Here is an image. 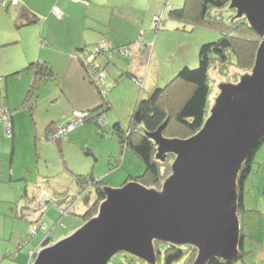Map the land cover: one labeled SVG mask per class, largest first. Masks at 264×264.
<instances>
[{
	"label": "rangeland",
	"instance_id": "rangeland-1",
	"mask_svg": "<svg viewBox=\"0 0 264 264\" xmlns=\"http://www.w3.org/2000/svg\"><path fill=\"white\" fill-rule=\"evenodd\" d=\"M118 1L132 3V0ZM136 2L140 4V9L152 22L153 14H160L165 2H167V6L172 5L173 8H178L184 4L185 0H161L157 4L158 6L152 5L151 10L148 8L149 0H136ZM0 4V87L3 88L4 93H9L16 102V106L12 110L19 128V136L14 143L12 138L9 140L5 138L0 144L1 148H5L3 166L9 168L5 183L1 184L0 191L3 197L13 200L12 206L16 207L18 211V218H16L17 212L12 211V207L8 212L10 217L17 219L19 224L17 229L19 232L13 237L14 251L18 244L30 234L28 242L23 245L17 263L29 264L30 262L32 264L34 262L33 254L41 248V243L47 235L55 243L71 235L85 223L86 212L97 201L98 186L117 189L144 171L143 163L130 147L121 142L120 135L114 130V125L120 122L124 129H128L138 99L148 97L155 87H142L138 83L136 85L130 77L129 79L124 78L121 83H115L108 96L112 108L106 111L101 118L102 127H98L94 122L79 123L76 126V134L62 137L59 146L54 139L47 137L45 130L53 119L56 121L53 126L60 127L65 126L73 119V116H76L78 112L73 111L71 98L80 92L77 89H82L80 85L82 82L85 83V80L67 59L64 60L55 51L51 64L58 74V78L28 98L31 81L27 79L31 71H22L23 68L18 67L23 64H25L23 67L29 65L32 59L33 61L43 59L32 55L26 60V57L29 56L27 53L33 54L31 43L28 40L33 33L31 30L24 29L33 26L20 28L16 25V16L12 13L14 5L6 4L4 0H0ZM167 6L163 14L166 24L160 31H171L167 34L160 53L161 62L165 66H173L172 64L175 62L176 66H179L180 60L183 62L187 60L188 67L196 68L199 66L201 46L218 40L221 36L220 31L214 26H193L171 19L169 17L170 8ZM155 8L158 9L154 11ZM212 14L215 17L213 20L218 19L221 23L228 24L230 15L236 14V11L230 7L214 8ZM209 20L213 22L212 19ZM151 22V31H153ZM21 30H23V36L25 35L27 38L25 42L20 39ZM56 35L62 36L60 28L56 31ZM16 39L17 42H15ZM183 66L185 64L176 67V69L174 67L170 76L162 71L163 75L158 82L161 84L159 86H165ZM228 71L229 74H225L216 67L209 71L211 77L210 111L216 106L221 87L224 84H237L252 73L233 66ZM86 72L83 69L84 76H86ZM85 79L90 82L88 76ZM93 89L98 98L95 103L100 105L103 103L102 96L94 85ZM68 115L71 118L66 121ZM63 158L69 170L64 168ZM253 158L252 171L246 179L244 190L246 210L238 215L240 226L244 231L255 237L258 234L264 240V140L255 150ZM77 175L86 187L82 194L78 193L81 185ZM11 178L12 180H10ZM95 181L102 182L97 185ZM25 188L28 196L23 195ZM162 189L158 191H162ZM44 192H47L46 194L51 196L52 200L39 222L40 231L33 237L31 229L33 223L29 217L23 216L24 212L27 214L23 210H26V207H31L29 213H32L34 208L32 198L39 196V199ZM71 199H74V207L72 212L66 213L63 209L70 204ZM23 225L25 226L23 227ZM257 246L258 244L254 240L247 242L249 249H254ZM155 247L161 252L155 264H165V242H157ZM190 257L191 254L187 250L179 263L176 264H184ZM244 259L233 264H259V256L255 253V249L254 251L250 250ZM108 264L149 263L133 254L121 251L116 253Z\"/></svg>",
	"mask_w": 264,
	"mask_h": 264
},
{
	"label": "water",
	"instance_id": "water-1",
	"mask_svg": "<svg viewBox=\"0 0 264 264\" xmlns=\"http://www.w3.org/2000/svg\"><path fill=\"white\" fill-rule=\"evenodd\" d=\"M229 7L261 37L254 69L241 82L221 87L216 106L194 135L165 138L166 122L147 133L157 157L175 156L162 191L136 180L105 188L97 214L43 246L32 264H108L121 251L155 264L161 254L157 240L197 248L193 264L237 259V178L264 140V0H231Z\"/></svg>",
	"mask_w": 264,
	"mask_h": 264
},
{
	"label": "trees",
	"instance_id": "trees-1",
	"mask_svg": "<svg viewBox=\"0 0 264 264\" xmlns=\"http://www.w3.org/2000/svg\"><path fill=\"white\" fill-rule=\"evenodd\" d=\"M230 2L231 0H185L182 6L178 8H170L169 17L171 19L185 24H191L193 26H214L218 28L221 36L218 40L205 43L201 46L198 67L190 68L187 66L188 64H186L167 82L165 86L160 87L159 85L161 84L159 83L148 97H140L136 103L132 114L131 125L128 129H124L120 122L115 123L114 130L120 135L121 142L130 147L143 163L144 171L141 174L132 177V180L139 181L147 187L153 188L157 191L163 188L164 182L172 174V162L175 156L170 153L167 154L164 159L157 157V145L147 133L155 132L165 122L166 125L163 128L162 133L165 138L170 139L188 138L202 128L206 118L211 112L209 109V97L211 96V77L209 71L211 68L216 67L220 72L225 74H229L228 70L231 66L247 70L248 73L253 71L261 37L249 25L246 17H238L236 16V12V14L230 15L227 22L228 24L225 22L221 23L218 19L213 20L215 18L212 16L213 9L229 7ZM161 16L163 17L164 24L156 25L153 22L154 29L156 30L162 29L165 26V18L163 14H161ZM209 19H212L213 22ZM19 20L35 22L37 19L28 8L24 7L20 10ZM116 50L112 51L116 53ZM28 67L32 68L34 71V79L29 88L28 97L37 93V90H39L42 86L56 80L58 77V74L47 61H34L29 63ZM85 68L89 75L88 68L86 66ZM105 79L106 78H104V81ZM90 80L96 87L98 93L102 96L103 103L98 105L96 108L83 111L82 113L85 115L83 123L94 122L101 128V118L106 111L112 108V105L108 100V96L110 95L109 93H111L112 89L109 86L110 92L105 95L96 85L95 81L91 79V77ZM143 83L144 82L142 80V84ZM10 111L12 112V116L10 117L12 128L11 137H13V111L11 109ZM70 122L71 121L67 122V124ZM66 125L54 127L53 123H51L48 126L50 134H48L47 137L49 136L52 140L54 139L60 146L62 137L67 135L69 131L57 138H53V134L59 129L66 127ZM261 143H259V145ZM253 157L242 165L238 174V214H242L246 210L244 203V190L246 179L252 171V164L254 162ZM77 179L81 185L78 193L82 194L86 187L81 181L82 179H80L79 175H77ZM101 182L102 181H95L97 185ZM105 197V188L98 186L97 201L86 212L84 216L86 217L85 222L97 214L99 204ZM74 199H71L70 204L63 209L64 212H72ZM51 200L52 199L48 202L46 209L49 207ZM29 209L30 208L28 207V210ZM26 217L27 216H25V218ZM31 222L33 224L35 223L34 221ZM37 233H32V236ZM29 235L30 234H28L24 240L18 244L14 253H8L7 257H17V255L23 250V245L28 242ZM243 238L244 233L241 228V240L239 243L237 261L243 260L249 253V251H247L243 246ZM157 242L162 241H155V245ZM51 243L53 242L50 236L47 235V237L42 241L41 247ZM165 244V264L179 263V260L187 250L190 252L191 257L184 264L194 263L198 254L197 248L191 245H173L167 242H165ZM36 252L34 253L35 255ZM158 256L159 255L156 257V261ZM235 261L214 258L208 261L207 264H233Z\"/></svg>",
	"mask_w": 264,
	"mask_h": 264
},
{
	"label": "crops",
	"instance_id": "crops-1",
	"mask_svg": "<svg viewBox=\"0 0 264 264\" xmlns=\"http://www.w3.org/2000/svg\"><path fill=\"white\" fill-rule=\"evenodd\" d=\"M87 1L88 2L53 0L52 2H49V0H4V3L14 5L12 13L16 16V25L20 28L33 26L24 29L31 30L33 33L28 39L31 43L33 54L27 53L29 56L27 55L28 57H26V60L32 55H37V57L43 59L40 61H47L52 66L51 60H54V52L56 51L64 58V60L67 59L69 64L77 70L85 80V83L82 82V85H80L82 89H77L80 92L71 98L73 111L76 110L78 113H82L83 111L96 108L99 105L95 103L98 101V98L93 89L94 84L91 83V80L88 82L85 79L86 76H88L89 79L90 77L87 72L86 76H84L83 69L85 71L87 70L83 64L82 57L85 53H89L94 49V47L101 41L107 42V50L117 49L116 53H114V57L109 58L107 52H102L96 57H91L90 55V59L96 68H101L106 71L105 81L111 89L113 88L112 85L114 86L115 83H121L124 78L129 79V77L136 85L138 82L135 81V79H141L144 82L141 85L142 87H156L163 75L162 71H164L167 76H170L173 73L172 69L174 70V67L176 69V67L187 64V60L184 62L183 60H180L179 62L181 63H179V66H176L175 62L172 64L173 66L163 65L160 53L164 47L165 38L171 30L160 31L161 29H154L153 20L152 22L149 20L146 14H144V11L140 9V4H138L136 0H132V3L126 1L120 2L118 0ZM160 1L161 0H149V10H151L152 5H157ZM166 6L167 2L164 3L161 13H155L153 14V17L155 15L164 14ZM24 7L28 8L35 15V18L37 19L35 22L19 20L20 10ZM54 7H59L63 11L62 17H58L54 13ZM167 8L173 7L172 5H169ZM157 9L158 8H155L154 11ZM150 22L152 23L153 31H151ZM59 28L62 30V36L56 35V31ZM21 33L22 36L20 39L22 42H25L27 38L25 35L23 36V30H21ZM17 41L18 40L16 39L15 42ZM125 46L127 49H130V52L122 54L119 47ZM31 62H34L33 59L29 63ZM24 65L25 64L18 68L22 67V71L30 70L32 72H30V76L27 79L28 81H31V86L34 79V71L32 68L28 67V64L23 67ZM42 87L37 91H40ZM0 94L1 102L7 105L11 110L14 109L16 102L12 99L10 94L4 93L2 87H0ZM32 96L33 94L28 97L27 94L28 98H31ZM70 115L66 116L67 118L65 117L66 121L71 118ZM72 118L71 121L75 119L74 116ZM51 123L54 125L56 121L53 119L50 124ZM48 126L45 130L46 135L50 134ZM5 127V123L0 122V144L5 138H7V140L12 138L14 143L15 139L19 136L18 122L14 114L13 137L6 134ZM76 130L77 128L69 131L67 135H74ZM4 155L5 148L0 147V190L1 184L5 183L9 171L8 167L3 166V162L5 161ZM61 156L63 157V155ZM63 164L64 168L69 170L65 160L63 161ZM10 180H12V178ZM2 195L3 194L0 191V264H18L17 259L22 251L15 258L7 257L8 253H14L15 242L13 237L19 232L17 230L19 226L17 219H12L8 212L9 208L12 207V211L17 212L16 218H18V211L16 207L12 206L13 200L9 197H3ZM23 195L28 196L26 188ZM38 197L34 199L32 198L33 209L36 208L35 201L38 200ZM25 209L27 214L24 212L23 216L28 217L30 211L28 210V207ZM45 211L40 214V221L42 220ZM24 226L25 225H23V227ZM242 231L244 233V238L242 239L244 248L249 252L250 250L254 251L255 249V253L259 256L258 263L264 264V240H262L258 234L255 237L252 234H248L243 228ZM250 240H254L258 246L254 249L247 248V242ZM235 262H237V260Z\"/></svg>",
	"mask_w": 264,
	"mask_h": 264
},
{
	"label": "built area",
	"instance_id": "built-area-1",
	"mask_svg": "<svg viewBox=\"0 0 264 264\" xmlns=\"http://www.w3.org/2000/svg\"><path fill=\"white\" fill-rule=\"evenodd\" d=\"M77 2H87L86 0H74ZM54 13L58 17L63 16V11L59 7H54L53 9ZM153 22L156 25L164 24L163 17L160 15H155L153 18ZM141 41V39H140ZM120 52L122 54H126L130 52V49H127L126 47L120 48ZM102 52H107L109 58L114 57V52L112 50H107V42L101 41L99 44H97L94 49H92L89 53H85L82 57L84 65L88 68L89 75L91 79H93L96 83V85L99 87V89L102 91L103 94L107 95L110 92V87L106 85L104 78L106 76V71L101 68H96L95 65H93L91 57H96ZM140 85H142L141 79H135ZM12 112L10 111V108L3 104L1 102V94H0V122H5L6 125V134L8 136L12 135V128H11V117ZM85 118V115L83 113H77L75 116V119L72 120L70 123L66 125V127L59 129L56 133L53 134V138L60 137L65 132L70 131L74 129L77 124L82 123ZM81 196V195H80ZM51 197L48 196L46 193H44L37 201H35L36 208L32 210V213L28 216L31 221H34L35 223L31 226L32 233H37V231L40 229L39 225V216L41 213H43L46 210L48 202H50ZM35 257V254H33Z\"/></svg>",
	"mask_w": 264,
	"mask_h": 264
},
{
	"label": "clouds",
	"instance_id": "clouds-1",
	"mask_svg": "<svg viewBox=\"0 0 264 264\" xmlns=\"http://www.w3.org/2000/svg\"><path fill=\"white\" fill-rule=\"evenodd\" d=\"M230 3H231V2H230ZM42 247H43V246H42ZM42 247H41V248H42ZM41 248H40V249H41ZM40 249H39V250H40ZM39 250H38V251H39ZM38 251H37V252H38ZM37 252H36V254H37ZM35 256H36V255H35ZM34 259H35V257H34Z\"/></svg>",
	"mask_w": 264,
	"mask_h": 264
}]
</instances>
